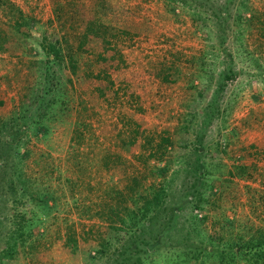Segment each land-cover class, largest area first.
Listing matches in <instances>:
<instances>
[{"label":"rangeland","instance_id":"1","mask_svg":"<svg viewBox=\"0 0 264 264\" xmlns=\"http://www.w3.org/2000/svg\"><path fill=\"white\" fill-rule=\"evenodd\" d=\"M257 240L264 0H0V264H264Z\"/></svg>","mask_w":264,"mask_h":264},{"label":"trees","instance_id":"2","mask_svg":"<svg viewBox=\"0 0 264 264\" xmlns=\"http://www.w3.org/2000/svg\"><path fill=\"white\" fill-rule=\"evenodd\" d=\"M7 4L10 7L13 6V3L10 2V1H7ZM16 13L18 15V22L19 23H24L30 18V16L23 14L18 8L16 10ZM4 36L6 37L5 34H4ZM143 213H144V210L142 212V217L144 215ZM147 223H148V220L146 219V220L143 221L142 225H145V224L147 225ZM136 225H138V224H136ZM133 231L135 233H139L141 231V227L137 226V229L135 228ZM160 242H161V239L159 237V234L155 235L150 240L145 242V244H144L145 245V249H148V250L153 249L157 245H159ZM244 247H246L247 249H253L254 250V251L251 250V252H253V262L254 263L257 262V260L264 255V241L263 240H257V241H254V242H250L249 244H245Z\"/></svg>","mask_w":264,"mask_h":264},{"label":"built area","instance_id":"3","mask_svg":"<svg viewBox=\"0 0 264 264\" xmlns=\"http://www.w3.org/2000/svg\"><path fill=\"white\" fill-rule=\"evenodd\" d=\"M223 144H222V146L224 145V142H222Z\"/></svg>","mask_w":264,"mask_h":264}]
</instances>
